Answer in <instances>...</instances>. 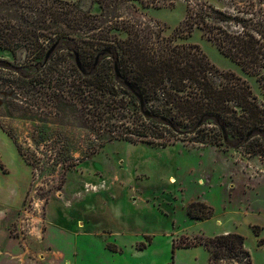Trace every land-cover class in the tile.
<instances>
[{
  "label": "rangeland",
  "instance_id": "374dc122",
  "mask_svg": "<svg viewBox=\"0 0 264 264\" xmlns=\"http://www.w3.org/2000/svg\"><path fill=\"white\" fill-rule=\"evenodd\" d=\"M62 1L88 8L99 25L130 21L150 46H193L219 74L245 81L264 106V80L223 55L200 29L187 33L184 27L188 10L203 11L208 28L264 34V0H107L106 8L93 0ZM218 12L230 22L217 23ZM0 59L13 56L0 49ZM3 98L17 104L0 95V200L19 198L12 212L0 208L1 227L8 232L5 250L14 245L23 258L2 253L0 262L67 264L60 252L73 255L74 264H209L203 246L173 250V242L227 232L244 237L252 264H264V245L258 246L264 242V150L109 141L70 115L15 113ZM192 202L210 207L212 218L190 219L186 208Z\"/></svg>",
  "mask_w": 264,
  "mask_h": 264
},
{
  "label": "trees",
  "instance_id": "16d2710c",
  "mask_svg": "<svg viewBox=\"0 0 264 264\" xmlns=\"http://www.w3.org/2000/svg\"><path fill=\"white\" fill-rule=\"evenodd\" d=\"M93 1L109 6L107 0ZM207 17L203 11L188 10L187 33L194 26L200 29L223 55L263 81L264 34L247 28L233 33L221 25L208 28ZM213 19L230 22L221 12ZM113 31L125 32L126 39L111 35ZM142 37L130 21L95 23L89 9L78 3L0 0V49L13 56L12 61L0 59V95L17 103L3 98L2 104L29 116L70 115L83 128L130 145L165 148L180 142L248 147L255 154L264 150V106L245 81L232 73L219 74L193 46H150L153 43ZM76 55L83 72L76 66ZM186 214L204 221L213 211L192 202ZM252 231L259 237V227ZM196 246L209 253V264L225 260L252 264L238 233L173 242L172 248ZM109 249L115 251L113 246Z\"/></svg>",
  "mask_w": 264,
  "mask_h": 264
},
{
  "label": "crops",
  "instance_id": "0c3cea01",
  "mask_svg": "<svg viewBox=\"0 0 264 264\" xmlns=\"http://www.w3.org/2000/svg\"><path fill=\"white\" fill-rule=\"evenodd\" d=\"M171 178H173L172 176H169V178H168V181H169V179H171ZM174 179V178H173ZM175 180V179H174ZM170 182V181H169ZM176 183V182H175ZM18 189V188H17ZM18 192H19V189L17 190ZM1 197H3L2 195H0ZM18 198H19V194L17 195V196H15L14 197V199L12 200V199H10V198H7L6 197V201L7 202H5V201H3V200H0V208L1 209H4V208H7V209H9V210H11L10 212H12V210H14L16 207H17V202H18ZM0 212H2V211H0ZM5 213L4 212H2V214H0V254H2V253H6V254H8V255H11L13 258H16V259H18L19 260V258H23V254H20L21 252H18V251H15V246L13 245L12 247H10L11 248V251H9V250H5L6 248H5V238H6V235H7V230H5V229H3L1 226H2V222L1 221H3V217H1L2 215H4ZM254 226H257V225H254ZM257 227H259V226H257ZM260 228V227H259ZM221 234H223V235H225V234H228L227 232H224V233H220V232H218L217 234H216V236L217 235H221ZM263 239V238H262ZM7 244V243H6ZM262 245H264V242L261 244V245H258V246H262ZM13 248V249H12ZM58 252V251H57ZM59 254L62 256V257H64V258H66L67 260H66V263L67 264H74L73 263V255L71 256H65L64 254H62V253H60L59 252ZM0 264H5V263H2V262H0ZM22 264V263H21Z\"/></svg>",
  "mask_w": 264,
  "mask_h": 264
},
{
  "label": "water",
  "instance_id": "95a60500",
  "mask_svg": "<svg viewBox=\"0 0 264 264\" xmlns=\"http://www.w3.org/2000/svg\"><path fill=\"white\" fill-rule=\"evenodd\" d=\"M53 49H54V48H51V49L48 51V53H47V55H46V57H45V63L48 61V59H49V57H50V55H51ZM75 63H76V66H77L78 70L83 72V68L81 67V64H80V62H79V59H78L77 55H76V57H75ZM248 136H249V135H248Z\"/></svg>",
  "mask_w": 264,
  "mask_h": 264
}]
</instances>
